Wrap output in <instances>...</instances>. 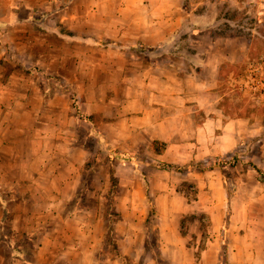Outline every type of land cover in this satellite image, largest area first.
I'll return each instance as SVG.
<instances>
[{
	"label": "crops",
	"instance_id": "obj_1",
	"mask_svg": "<svg viewBox=\"0 0 264 264\" xmlns=\"http://www.w3.org/2000/svg\"><path fill=\"white\" fill-rule=\"evenodd\" d=\"M45 2L47 0H0V120L23 117L28 120L30 115L32 119L34 117L31 126H20V134L25 137L20 146L28 160L23 164L16 152L8 156L14 170L18 174L22 172L23 176L26 174V177L20 175L22 179L37 184L43 181L54 184L50 192L40 188L33 194L35 198L47 195L48 199L55 200L52 214H63L66 208L64 201L66 203L75 195L72 191L81 182L77 171L84 167L86 158L84 156L78 164L72 163L74 174L63 179L44 170L51 165L48 162L44 164V161L35 160L30 163L29 158L34 157L35 152L42 149L44 139L47 140L46 130L51 141L59 144L61 138L66 140L61 131L54 130L41 118L44 109L59 108L65 94L60 91L50 96L48 83L45 84L48 79H30V67L41 74L53 72V75L66 77L68 85L78 91L76 103L83 113L82 121L91 127L89 131L116 148H132L126 145L132 143L133 147L136 146V153L147 149L155 151L153 143L157 140L165 143V149L155 154L156 157L169 164L186 165L189 161H200L215 151L224 153L237 145L244 132L243 124L234 120L224 121L218 100L212 103L205 100L211 92L214 95L216 78L225 59L215 58L210 52L203 55L199 47L191 52L162 45H168L177 36L178 29L188 23L189 13L183 1L101 0V6L108 12L94 23L95 27L98 24L102 29L95 35L108 42L101 47L95 45L97 38L91 35L80 39L57 28L55 33L46 35L38 26L41 18L35 15V8ZM60 21L73 26L72 19L65 21L63 18ZM30 25L36 29L32 27L29 32ZM221 39L230 47L231 41L237 37H216L215 45ZM235 51L232 52L235 54ZM177 54L182 58L186 56V62L172 58ZM183 63H187L190 69L184 71L183 65L186 64ZM197 67L201 68V73H197ZM68 70L74 71V75L73 72L68 75ZM208 71L211 72L210 77ZM68 106L64 104V107ZM76 116L73 115L74 118ZM220 128L222 131L218 132ZM58 147L57 151L62 154ZM257 167L264 173V165ZM61 182L65 186L70 185L71 190L60 195L57 186ZM256 182V186L262 189L259 198L250 196L248 192L242 205H238L237 200L233 203V219L238 217L240 208L243 213L240 214L244 215L240 225L244 226V241L236 247H248L252 241H258L257 237L264 235V182L260 177L256 178ZM146 189L147 193L143 191L144 194L141 192L136 196L142 200L148 195L150 197L147 185ZM3 210L0 202V213ZM96 222L98 224L101 219L97 218ZM121 225L118 223L111 229L116 237L118 253L107 261L124 264L122 256H125L132 263L156 264L153 257L144 255L150 226ZM66 227L11 226L13 234L7 236L2 232L3 226H0V244L2 242L13 250L23 237L27 241L34 240L31 247L23 240L19 244V253L13 250L12 264H97L96 253L104 244L110 227L73 226L71 235ZM258 229L260 233L256 232ZM158 230L160 255L177 259L178 248H182L183 242L176 226H159ZM217 251L209 248L204 250L203 255L211 253L207 258L214 257L212 263H216ZM245 254L239 251L230 254V264H264V258L257 260L253 255L247 257ZM26 257L29 258L26 260Z\"/></svg>",
	"mask_w": 264,
	"mask_h": 264
},
{
	"label": "rangeland",
	"instance_id": "obj_2",
	"mask_svg": "<svg viewBox=\"0 0 264 264\" xmlns=\"http://www.w3.org/2000/svg\"><path fill=\"white\" fill-rule=\"evenodd\" d=\"M180 1L184 2V8L189 13L188 23L178 29L177 36L168 45H162L191 52L199 47L203 55L210 52L215 58L225 59L216 78L214 95L211 92L205 100L210 103L218 100L224 121L234 120L243 124L244 132L237 145L224 153L215 151L200 161H189L186 165L169 164L156 157L155 154L165 149V143L157 140L154 142H158L159 149L153 143L156 153L149 149L136 153V146L133 147L132 143L126 144L132 148H116L89 131L91 127L82 121L84 116L76 103L78 91L68 85L66 77L53 75V72L41 74L30 67V79H48L45 84L48 83L50 96L60 91L65 94L59 108H42L44 115L41 118L66 138H61L57 144L49 139L46 130L47 140L44 139L42 149L29 158L30 163L35 160L44 161V164L48 162L51 165L44 170L62 179L74 174L73 164H78L84 156L86 167L85 171L81 167L77 171L81 182L72 191L75 195L66 203L64 201L66 208L63 214H52L55 200L48 199L47 195L35 198L33 194L40 188L50 192L54 184L45 181L37 184L22 179V172L18 174L14 170L8 156L16 152L18 160L26 163L28 159L20 146L25 139L24 134H20V126H31L34 117L32 119L29 114L28 120L25 117L0 120V202L2 207L5 206L0 213V226H3L5 235L13 234L11 226H67L69 235L73 226H109L106 240L95 257L97 264H111L107 259L118 253L116 237L111 229L120 223L121 226L138 228L150 226L144 255L153 257L156 264H230V254L238 251L246 253L247 257L253 255L257 260L264 258V235L257 237L258 241H252L248 247H236L244 241V226H240L244 215H241V208L235 220L232 214L234 201L242 205L248 192L255 198L262 193V189L256 186V178L262 175L257 173L255 166L264 165V0ZM101 5V0H47L35 8V15L41 18L38 26L46 35L55 33V28L80 39L91 35L97 38L95 45L101 47L108 43L95 35L102 29L98 24L95 27L94 23L100 20L99 16L108 13ZM63 18L65 21L72 19L73 26L60 21ZM32 27L36 29L30 25L29 32ZM228 35L237 37L231 41L230 47L223 39L215 45L216 37ZM230 52L233 53L231 58L228 57ZM184 57L179 54L172 56L186 62ZM183 64H186L183 65L184 71L190 69L187 63ZM197 69V73H201V68ZM72 72L74 75V71L69 70L67 74ZM207 73L210 77L211 72ZM209 90L212 91L210 86ZM64 104L69 106L66 108ZM16 130L20 131L16 133ZM221 131L222 128L218 129V132ZM124 154L128 157L119 159ZM61 183L57 186L60 195L71 190L70 185ZM146 185L150 197L148 195L142 200L136 195L147 193ZM64 204L61 206L64 207ZM97 218L101 219L98 224ZM236 223L237 226H234ZM159 226H176L183 242L182 248H178L177 259L160 255ZM23 240L28 247L34 243V240L27 241L23 237L14 247L15 253H19V244ZM213 244L216 246L213 247ZM209 248L211 251L218 249L216 263H212L214 257L207 258L211 253L203 255L204 250ZM13 250L1 242L0 264H12ZM124 264L140 263L128 260Z\"/></svg>",
	"mask_w": 264,
	"mask_h": 264
},
{
	"label": "trees",
	"instance_id": "obj_3",
	"mask_svg": "<svg viewBox=\"0 0 264 264\" xmlns=\"http://www.w3.org/2000/svg\"><path fill=\"white\" fill-rule=\"evenodd\" d=\"M220 70H221V68H220ZM158 142H154V145H156V149H159V148H157V144ZM128 156L127 155H125L124 154V156H119V159H124V158H127ZM85 167L86 166H84L83 167V171H85ZM255 168L258 170V172L262 175L261 176V178H260V180L262 181V182H264V173L257 167V166H255ZM0 199H1V196H0ZM4 209H5V206H4ZM229 216V215H228ZM122 259L124 260V262L125 263H127L128 262V259L125 257V256H122ZM226 259H227V256H226Z\"/></svg>",
	"mask_w": 264,
	"mask_h": 264
}]
</instances>
